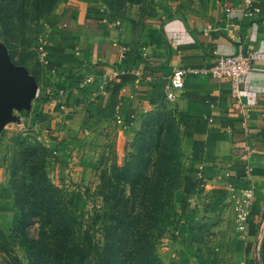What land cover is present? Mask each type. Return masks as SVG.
I'll list each match as a JSON object with an SVG mask.
<instances>
[{"label": "rangeland", "instance_id": "obj_1", "mask_svg": "<svg viewBox=\"0 0 264 264\" xmlns=\"http://www.w3.org/2000/svg\"><path fill=\"white\" fill-rule=\"evenodd\" d=\"M97 1L109 21L134 33L145 16L159 13L158 9L168 3ZM169 1L188 15H203L212 0ZM68 2L1 1L0 20L5 19V28L0 42L7 46L14 62L27 66L30 72L43 71L46 82L52 85L55 82L48 76V62L41 58L38 46L41 39H47ZM71 101L75 105L73 98ZM45 106L40 96L36 97L30 109L15 110V118L0 131V224L23 260L27 261V255L14 234L18 212L14 202L18 190L24 193L18 183L24 175L21 168L14 169V163L24 148L43 143L53 155L47 168L49 177L71 193H80L76 209L86 225L102 228L106 207L112 201L109 196L115 193L119 207L140 215L150 223L151 231L160 213L161 197L171 194L170 220L158 250L162 264H264V179H251L229 190L205 182L200 190L190 192L186 135L169 104L143 113L129 126L105 119L100 125L85 128L83 117L75 116L83 128L73 135L59 121L46 130L40 126ZM37 228L33 224L28 230L34 235Z\"/></svg>", "mask_w": 264, "mask_h": 264}, {"label": "crops", "instance_id": "obj_2", "mask_svg": "<svg viewBox=\"0 0 264 264\" xmlns=\"http://www.w3.org/2000/svg\"><path fill=\"white\" fill-rule=\"evenodd\" d=\"M166 2L134 33L109 21L97 0H69L47 34L54 85L43 71L31 72L48 96L41 99L46 106L40 126L46 130L59 121L77 134L83 127L75 116L83 117L85 128L105 119L129 126L167 103L186 135L190 192L205 182L229 190L264 179V0H212L203 15H188ZM226 6L233 8L231 20ZM245 7L261 12L247 16ZM238 51H257L239 84L228 76L190 73L176 90L178 98L167 99L174 71L209 68Z\"/></svg>", "mask_w": 264, "mask_h": 264}, {"label": "trees", "instance_id": "obj_3", "mask_svg": "<svg viewBox=\"0 0 264 264\" xmlns=\"http://www.w3.org/2000/svg\"><path fill=\"white\" fill-rule=\"evenodd\" d=\"M1 1L0 14L3 13ZM52 1L56 0H43L48 5ZM3 20H0V34L5 28ZM39 96L48 99L43 90ZM18 155L14 169L21 168L23 172L18 183L22 184L24 193H19L20 190L15 193L18 212L14 234L27 261L17 253L11 235L0 224V264H162L158 250L170 220L171 194L161 197L160 213L151 231L150 223H145L140 215L119 207L115 193L109 196L112 201L106 207L102 228H92L77 213L80 193H71L49 177L51 149L38 143L24 148ZM253 171L259 173L256 168ZM33 224L38 228L31 235L28 228Z\"/></svg>", "mask_w": 264, "mask_h": 264}, {"label": "water", "instance_id": "obj_4", "mask_svg": "<svg viewBox=\"0 0 264 264\" xmlns=\"http://www.w3.org/2000/svg\"><path fill=\"white\" fill-rule=\"evenodd\" d=\"M40 86L27 66L14 62L0 42V131L15 118V110L30 109Z\"/></svg>", "mask_w": 264, "mask_h": 264}, {"label": "built area", "instance_id": "obj_5", "mask_svg": "<svg viewBox=\"0 0 264 264\" xmlns=\"http://www.w3.org/2000/svg\"><path fill=\"white\" fill-rule=\"evenodd\" d=\"M245 8L246 10L244 9V13L247 16H253L261 12V7H254L252 9L248 7ZM225 13L226 19L231 20L233 8L226 6ZM38 50L41 58L48 62L50 51L47 39H41ZM256 55L257 51H238L237 53L231 55L220 56L217 61L209 68H204L202 70L182 68L177 69L174 71L171 77L170 85H168L165 89V95L170 101H175L178 98L176 90L182 89L184 87L185 77L190 73L203 72L211 74L217 78L228 76L233 80L234 83L239 84L241 79L250 73L253 60L255 59ZM114 74L117 75V71H114ZM114 74L111 75V79L113 76H115ZM245 116L248 117V113H246ZM118 122H121L120 119H118Z\"/></svg>", "mask_w": 264, "mask_h": 264}]
</instances>
